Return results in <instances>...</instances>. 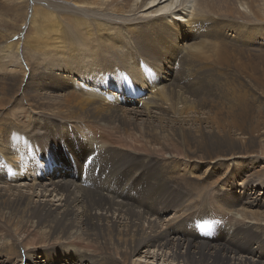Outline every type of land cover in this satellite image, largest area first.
<instances>
[{
    "label": "bare ground",
    "instance_id": "1",
    "mask_svg": "<svg viewBox=\"0 0 264 264\" xmlns=\"http://www.w3.org/2000/svg\"><path fill=\"white\" fill-rule=\"evenodd\" d=\"M210 1L211 4L207 0H196V3L192 4L191 0H186L185 3L180 2L175 6L177 3L174 0H131V7L129 6L131 10L127 12H133L140 3L139 10L143 14L138 17H141L139 20L143 21L142 25L138 20L130 22L132 25L125 27L126 31L131 30L130 32L142 36L143 30H147L150 34L163 35L165 36L163 38L170 41L186 39L190 42L185 48L188 52L187 58L201 63L210 60L209 64H214L218 68L227 67L230 64L231 52H228L227 44L224 42L229 45L238 43L247 46L255 43L259 50L260 45L264 46V0ZM74 3L78 7L79 5L95 6L96 9L95 3H86L85 0ZM186 3H188L187 7L180 5ZM220 5L225 7L226 14L213 16L206 9L209 7L211 12L218 13V10H223L218 7ZM178 6L182 8L178 9ZM111 7L117 9L119 5ZM249 7L253 9L248 10ZM45 8L47 7L43 9ZM36 9L34 7L28 26L31 29L28 30L31 32V36L23 38L25 39L23 43L27 46L30 55L33 52L47 60L64 61L68 64L76 60L72 56L73 50L78 55L99 54L101 51L111 49L113 45L116 47L120 44L119 40L125 31L124 26L118 27L113 25L114 23H104L99 20L88 22L83 20L84 18H73L74 15L68 18L61 16L62 18L58 19L53 9L49 8L50 12ZM133 14L135 15L136 12ZM69 24L76 28L73 30L79 36L77 40L69 36L67 31ZM63 25H66V29L62 27ZM228 31L233 34L228 35ZM212 36L214 37L213 48L201 54L202 49L211 44L208 38ZM248 37L252 39L246 43L245 39ZM196 39L198 40L196 41ZM128 44L129 42L125 45ZM12 46H16V43L8 42L0 47V63H2L0 66L11 65V61L14 60L13 58L10 60ZM119 50L123 52L121 48ZM254 51L257 52L258 49ZM178 53H183V50ZM257 53L253 63L255 73L252 75V80L257 85L264 86V57ZM40 61L37 62L40 63ZM14 64H16L15 60ZM30 65H28L29 71L26 74L28 80H31L34 72V67H29ZM35 65L36 63H34ZM16 67L18 66L16 65ZM10 70L12 74H16V78L20 82L23 81L24 76L26 77V69L15 70L13 67ZM138 72L140 79V83H137L138 88L129 89L127 87L122 96V98L130 97L127 100L123 99L124 103H133L141 99L139 101L140 109H133L132 113L135 116H144L148 115L152 108L157 112L161 110L165 113L169 112L167 109H175V103L170 98V90H167L164 85L155 89L154 84L146 92L145 79L148 77L157 79L158 77L153 75L146 66H142ZM72 82L74 88L81 85L80 82V84ZM80 88L78 90L87 91V95L82 92L79 93V97H74L79 101L70 100L66 96L67 99L64 101L68 103H64L63 108L58 111L57 105L53 107L48 103V105L42 106L39 105L40 101L34 103L35 106L38 104L36 109H46L41 113L58 119L59 114H62V119L64 118V123H46L44 127L46 128L47 141L51 144V150L56 153L57 159H61L66 153L77 152L73 147L80 142L86 145L83 149L88 148L89 154L79 165V170L76 169V161L69 167L75 174L67 175L68 170L64 172L60 170V174L51 175L42 182L43 176L40 173V168L35 162L29 160L30 163H28L26 157L21 154V143L17 142L19 140H14L9 147H3L4 144L0 145V163L4 169L0 170V264L14 262L16 264H40L41 261L44 264H56L57 260L61 262L58 264H129L128 261L126 262L125 256L128 250L131 257L142 253L145 257L150 252L144 246L149 247L152 244H156L155 248L158 250L171 252L169 254L172 255L168 257L170 264L175 261L179 264L180 262L183 264H264V199L260 195L251 197L247 191L251 186L264 190V121L262 123H256L258 121L255 123H210L215 126L214 131L180 129L178 132L171 131L169 136L164 133L165 131H162L165 135L158 134L159 131L154 130L155 128L152 129L150 124L143 123L145 126L138 128V135L127 132L121 136V138L132 140L130 141L131 146L127 144V147H122L110 139L112 131H117V127H112L110 123L105 126L103 123L91 122L100 120L98 118L102 116L101 110L108 109L99 107L92 101L96 98L94 90L88 91ZM138 89L141 91L140 93L136 92ZM144 92H146L145 95H143ZM135 96L138 97L135 99ZM111 100L114 104L117 97L111 96ZM164 104L168 107L164 108ZM88 118L92 119L90 123ZM237 119L244 120L245 117L241 113ZM237 119L235 118V121ZM119 124L121 123L119 122ZM97 128H99L98 131ZM230 130L248 137L244 140L231 137ZM50 134L52 137L48 136ZM178 141L185 144L184 150L181 149ZM117 143L119 142L117 141ZM58 145L60 148L63 145L64 148L63 150L59 148L60 152L56 150ZM208 147L210 148L209 153L205 151ZM157 148L169 151L168 153L172 155L171 162H169L170 160L162 161L154 155H147L148 157L143 158H147L146 161L148 160L150 164L154 165L151 171L155 169L162 171L160 168L169 167L175 188L183 184L186 190L185 195L193 194L192 200L182 202V196L176 192L175 202L164 201L160 203L162 205L159 207L153 197L154 193L152 194L150 190L152 187L150 182L158 180L156 175L160 173L157 172H155L156 175L149 174L145 182V192L148 193L149 198L146 195L142 196L145 192H139L138 188L130 184L134 177H128L130 171L126 169L128 168L127 163L130 160H138L137 155L142 159V154L138 153V149L156 151ZM48 154L51 153H46V155ZM35 157H32L31 160ZM205 160L212 161L210 172L207 173V177L194 179L190 174V169L193 166L189 162ZM50 166L52 164H49ZM3 171L4 175H2ZM63 173H65V177L62 176ZM127 180L128 184H126ZM228 181H230L231 187H228ZM43 183H45L44 186ZM47 187H51L50 190H47ZM37 188H40L39 197L43 200H39L40 198L33 200V197L36 198L38 195L35 191ZM238 188L240 189L238 190ZM131 190L136 192L131 195ZM158 192L160 193V191ZM35 194L36 196H33ZM48 197L50 199L46 200ZM51 198L56 200L53 201ZM173 208L174 212L170 221L164 224L169 230L168 233L163 232L162 228L151 222H148L147 225L149 231L143 228L144 215H154L158 218L160 213H165ZM100 210H105L111 215L106 216L101 212L98 213ZM115 214L116 217H114ZM77 217L83 219L81 227L78 222H75ZM128 219L130 221H124ZM198 220L201 223H197ZM185 228L193 233H196L195 228L202 229L203 232L199 231L198 235L217 236L222 233L223 242L217 245L193 243L186 236L180 234L184 232ZM67 233H69L67 237L62 235ZM169 234L172 240L177 241L176 243L169 241ZM129 235L137 237V241H128ZM180 239L184 240V245H186L182 252L180 248L183 244L178 242ZM142 248L143 252H138ZM50 254L57 260L47 263V256ZM72 259L74 261H70ZM130 264L138 263L131 261Z\"/></svg>",
    "mask_w": 264,
    "mask_h": 264
},
{
    "label": "rangeland",
    "instance_id": "2",
    "mask_svg": "<svg viewBox=\"0 0 264 264\" xmlns=\"http://www.w3.org/2000/svg\"><path fill=\"white\" fill-rule=\"evenodd\" d=\"M79 1L82 2L84 0H15V1L0 0V47L7 44L8 42L13 44L16 43V46L11 47L12 51L10 52V57H11L10 60L14 59L16 64H14V60H13L11 61L12 62L11 65H7L6 67H4V65H6L4 64L0 66V103H1L0 108H3L0 109L1 110L0 111V131H1L0 143H2L0 145L3 146L4 144L3 147H9L14 142V140H19L17 142L21 143L20 145L21 154L26 157L28 163H30V161L35 162L36 165L40 168L39 169L40 173L43 176L41 180L42 182L46 181L45 179L52 175L53 172L52 169H55V171L59 173L60 170H62L60 165H63V163L64 166L69 168L71 167L72 163L76 161L77 162L76 169L79 170V165L82 163L84 159L87 158L89 152L87 147L83 149L86 146L85 143L80 142V144L74 145L73 147L77 152L66 153L61 159H57L56 153L53 150H51L52 146L47 141V136L45 134L46 128L44 127L46 123H64L63 122L64 118L62 119L63 117L62 114H59L58 116L59 119L43 114L41 113V111L46 109L38 110L36 109L38 104L36 106L35 104L38 101H40L39 105L42 106H46L49 103L53 107L57 105L56 106L57 111L61 110L64 106V103H68L64 101L67 98H70V100L75 99L79 101L74 97H79V95L82 92H84L78 90L80 87L88 91L94 90L96 94V98L92 99V101L95 102L99 107H105L109 110V111L101 110L102 116L98 118L100 120H98L97 122L88 118L89 123L92 120L91 121L92 123H103L105 126H108V123H110L112 127H117V131L114 130L112 131L110 139H113V142H115L116 145H120L122 147L124 146L127 147V144L131 146L130 141H132L131 139L121 138V136L124 133L128 132L130 134L138 135V131H137L139 130L138 128L144 127L147 124H150L152 126V129L155 128L154 130H156L157 132L159 131L158 134L160 133L162 134L165 131L164 133L169 136L171 134V131L178 132L180 129H184L186 131L188 130L190 131L200 130L203 132L214 131L215 126H213L210 123H220V122L221 123H233V122L255 123L256 121H258L256 123H262L264 121L263 120L264 119L263 116L264 86H259L252 80V75L255 73L254 71L255 68L253 63L255 61L256 53L258 52L257 54H260L261 56L263 55L262 57H264V46L260 45V50H259V48H256L257 44L255 43L247 46V45H239L238 43H237L238 45L237 44L229 45V43L224 42V44H227L226 48L228 52H231L230 64L227 67L218 68V66H215L214 64H209L210 60H206L205 62L201 63L197 60H192L190 58H187L186 54L188 52L186 51L185 48L187 44L190 42L186 39L181 41L178 40L170 41L166 38H163L165 37L163 35L159 36L156 33L150 34L147 30H143L144 34L142 36L138 35L135 32H130L131 30H128L129 32L126 31L127 26L131 27L132 24L130 22L132 21L135 22L136 20H138L140 22L139 24L142 25L141 22L143 20L142 19L139 20L141 17H138L141 14H143L141 13V10H139L140 3H138V6L134 8L133 12H136V14L134 15L133 12L131 13L127 12L128 10H131L130 8L132 4L131 0H85L86 3H95L96 9L94 8L95 6L94 7L89 6L91 7L89 8L83 5L81 6L79 5L78 7V5H75L74 2H79ZM103 1L105 2L103 3ZM183 1L184 0H177V1L174 0V2L177 3V4L175 3L176 4L175 6L179 5V3L180 2L182 3ZM185 1L183 3H185ZM191 1L192 4L196 3V0H191ZM207 2L211 4L210 0H207ZM118 5L119 7H117ZM180 5L182 7L184 6L187 7L188 3L180 4ZM111 6L117 7V9L119 10L114 9ZM181 6H178L177 8L178 9L179 7L182 8ZM34 7L42 11L44 10V12H50V9H53L58 19L62 17L64 18L72 17L74 15L73 18H79V19L84 18L83 20H86L88 22H95L99 20V22H104V23L106 22L111 24L114 23L113 25H116L118 27L124 26L123 28L125 31L123 33V37L121 38L119 37L120 44L116 45V47L113 45L112 46L113 49L111 47V49H106L105 51H101L99 52V54L92 56L78 55L76 51L73 50L72 56L76 60L73 62H69L68 64L64 63V61L61 62L58 60H51V59L47 60V58L39 57L33 52L31 53L32 55L31 56L27 51L26 48L27 46L23 42L27 37L31 36V32L28 31L31 29L28 26L31 18L30 16H32L31 14L33 13L32 11ZM44 7L47 8L43 9ZM218 7L223 9V10H218V13L211 12L209 10L210 9L209 7L206 9L213 16H220L226 14V12H224L225 10L224 6L220 5ZM206 9L204 8V10ZM251 9L253 8L252 7L248 8V10ZM139 12L140 14H138ZM236 19L239 20L237 17ZM65 26L63 25L62 27L66 29ZM67 27H68L67 31L69 36L77 40L79 36L75 34L74 30L76 28H74L70 24ZM205 27L206 25L203 28L205 29ZM69 28L74 30L72 31ZM227 34L231 35L233 33L231 31H228ZM208 39L211 41V44L209 46H205L202 49L201 54L206 51H209L214 46V42H213L214 37L212 36L211 38ZM251 39H252L251 37H248L247 39H245V42L247 43ZM197 40L198 39H196V41ZM128 42L129 44L125 45ZM185 43L186 45H184ZM118 47L121 48L123 52H121ZM257 49L258 51L255 52L254 50ZM181 50H183V53H178V51ZM31 58L34 62L31 60ZM39 60H41L40 63H38ZM34 63H36L35 66ZM1 64L2 63H0V65ZM65 64L66 66H64ZM16 65L18 67H16ZM28 65H30L29 67L32 66L34 67V68L32 67L34 72L33 75L31 76L33 79L31 78V80H28V76L26 75L29 71ZM142 66H146L152 72L153 75H156L158 77L157 79H155L154 77H148L145 79L147 86V88L145 87L146 92H148L150 86L154 84H155L154 86H156L155 89H158L160 86L164 85L167 90H170L169 92L170 98L172 102L174 101L173 103H175V109L173 110L167 109L169 112L165 113L162 112L161 110H158L157 112L156 109L152 108L150 110L151 112H148V115L135 116L132 113L133 109L135 110L136 108L137 110L140 109L139 101H141V99L136 100L133 103H129V102L124 103L123 99L125 100L130 99V97H126V96L122 98L125 91L127 90V87L129 89L138 88L137 83H140V79L138 78V74H139L138 70H140ZM13 67L15 70L26 69V73H25L26 77L25 76L23 77L22 82L17 80L16 74L11 73L10 69H13ZM10 74L14 76L12 75L10 76ZM72 81L78 83L80 82L81 85L74 88ZM71 89H73L75 92ZM136 92L140 93L141 91L138 89L136 90ZM146 92H144L143 95H145ZM87 93H88L87 91L84 92V95H87ZM111 96L117 97V101L114 102V104L113 101L111 100ZM137 97L138 96H135V99ZM163 107L165 108L168 106L164 104ZM25 111L28 113H26ZM241 113L245 117L244 120L237 119V117ZM25 118H27L28 120ZM235 118L237 119L236 121ZM119 122L121 124H119ZM96 130L98 131L99 128H97ZM164 133L162 135H165ZM229 133L231 137L237 138L239 140H244V138L248 137L246 135H239L238 132L233 130H230ZM48 136L52 137L51 134ZM117 141L119 143H117ZM178 142L180 143L181 149L184 150L186 148L185 144H183L180 141ZM60 144L62 143L60 142ZM132 145L134 146V143H132ZM62 146L63 145H61L60 148V145H58L56 150L60 152L59 148L61 150L64 149ZM138 150H139L138 153L142 154L141 157L143 160L140 158L139 155H137L138 160L136 159L134 161L130 160L129 163H127L128 168H126L128 171H130L128 177L129 176L134 177L130 181V184L133 187L138 188L139 192H145V188H146L145 182L148 175L149 174L156 175L155 172H157L160 173L156 175L158 176V180L157 182L155 180L150 182L152 183V187H153V189L152 187H150L151 188L150 190L152 194L154 193L153 197H155L156 203L159 204V207H161L162 205L160 203L164 201H167L169 203L175 202L176 192L178 195L182 196V202L184 201L187 202L192 200L191 198L193 197V194L185 195L186 190L183 184H180L175 188L172 178V173L169 167L160 168L162 169V171L156 169L154 171H151V168L154 165L150 164L148 160L146 161L147 158L146 159L143 158L145 156L148 157L147 155H152V156L154 155L155 157L157 156V158L161 159L162 161H169L170 157L172 156L170 155L171 153H168L169 151L161 148H157L156 151H151V150L144 151L141 149ZM205 151L209 153L210 148L208 147ZM143 152L146 154H144ZM46 153H51V154L46 155ZM32 157L35 158L31 160ZM47 162H51L52 166L49 167V163L45 165V163ZM169 162H171V160ZM189 164L193 166L190 169L191 176L194 179H200L203 177H207L206 175L207 173L210 172L212 161L209 160L192 161L189 162ZM1 169H3V167L0 163V170ZM2 175H4V171ZM44 184L45 183H43V186ZM126 184H128V180ZM231 186L232 185L230 181H228V187ZM125 187L127 186L125 185ZM50 188L51 187H47V190H50ZM239 189L240 188H238V190ZM35 191L38 195L36 198L33 197V200H38L39 198H40L39 200H43V198L39 197L40 188L35 189ZM158 191H160V193ZM247 191L251 194V197H256V195H260V197L264 199V190H259L257 187L251 186L247 189ZM134 192L136 191L131 190L130 194L133 195ZM144 195H146V197L149 198L148 193L145 192L142 196ZM33 196H36V194ZM49 199H50L49 197L46 198V200ZM52 199L53 201L56 200L54 198H51V200ZM173 210L174 208L167 210V212L165 213H160L158 218H156L154 215L151 216H149V214L144 215L145 219L142 221V225L144 226L143 228L149 231L147 225L148 222H151V223H155L159 228H162L161 230L163 232L168 233L169 230L167 229V226H165L164 224L170 221V217L174 212ZM100 212L106 216L111 215V213L109 214V212L105 210L98 211V213ZM116 214L114 215V217H116ZM82 220L83 219L77 217L75 221L79 223L78 224L79 227L82 226L81 224ZM124 221L128 222L130 221V219ZM198 222L200 221L198 220L197 223ZM83 229L85 233L86 227L84 226ZM195 231L196 233H193L185 228L184 232L180 234L186 236L193 243L196 242L198 244L217 245L223 242L222 233H220L217 236H210L206 234L198 235L199 231H201V233L203 232L202 229L199 230V228H195ZM68 234L69 233L62 235L67 237ZM170 236L171 235L169 234L168 235L169 241L176 243L177 241L172 240ZM127 238L128 241H135V242L137 241V237L133 235H129ZM178 242H181L183 244L182 248H180V251L181 252L184 251L182 250L184 247H186V245H184L185 243L184 240L180 239ZM155 245L156 244H152L149 245V247L146 245L144 246L148 250V252H150L149 253L150 255L146 254L147 256L145 257H144V253H142L141 255L135 254V256L133 255V257H131L132 255L128 250L127 251L128 253L125 255L126 262L128 261L129 264L131 261L137 262L138 264L139 263L140 264H170L168 263L170 262L168 257L172 255L169 254L171 252H166L165 250H158V248H155ZM138 252H143V248L138 250ZM153 256L155 257L152 258ZM47 257H48L47 263L57 260V258L54 257L52 254H50ZM128 259L130 260V262ZM70 261H74V260L72 259ZM58 263L61 262L57 260L56 264ZM10 264H16V263L14 262ZM30 264H39V263H30ZM40 264H44V263L41 261ZM172 264H179V263L175 261ZM180 264H183V262H180Z\"/></svg>",
    "mask_w": 264,
    "mask_h": 264
}]
</instances>
